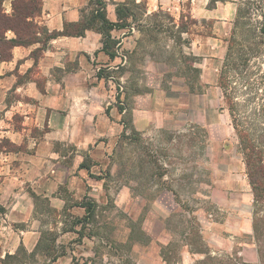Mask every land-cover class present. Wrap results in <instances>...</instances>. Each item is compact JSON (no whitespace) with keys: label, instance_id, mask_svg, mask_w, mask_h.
<instances>
[{"label":"rangeland","instance_id":"rangeland-1","mask_svg":"<svg viewBox=\"0 0 264 264\" xmlns=\"http://www.w3.org/2000/svg\"><path fill=\"white\" fill-rule=\"evenodd\" d=\"M235 2L232 26L219 31L222 41L206 42L205 52L197 35H213L218 28L213 21L194 26L189 19L176 30L165 13L148 25L139 16L137 26H158L145 36L154 43L146 49L147 60L159 66L132 60L130 83L109 98L124 102L127 111L113 113V127L105 121L103 133L89 147L55 144L69 167H84L71 176L81 185L59 188L57 195L65 201L61 211L48 198L36 197L30 223L9 224L0 216L2 259L20 248L24 236L19 229H35L43 236L40 248L28 239L30 249L24 247L26 253L5 264H199L206 253L224 262L230 257L260 264L251 241L254 193L217 81L235 25L242 31L263 26L264 0ZM183 29L189 36L182 35ZM190 67L201 70L197 93L188 87L195 75ZM112 85L107 83L109 90ZM140 105L151 106L156 121L141 130L135 121L147 122L149 112L138 110ZM20 121L14 117L17 126ZM257 124L261 134L263 125ZM46 131L33 129L32 134L43 139ZM0 147L16 150L7 140ZM80 204H91L92 214Z\"/></svg>","mask_w":264,"mask_h":264},{"label":"crops","instance_id":"crops-1","mask_svg":"<svg viewBox=\"0 0 264 264\" xmlns=\"http://www.w3.org/2000/svg\"><path fill=\"white\" fill-rule=\"evenodd\" d=\"M15 1H3L7 15L13 14ZM132 3L140 6L137 15L147 25L161 13L172 18L176 30L189 19L196 24L213 21V26L218 27L213 35H197L202 39L199 48L204 52L206 42L222 41L219 31L232 26L237 15L235 0H219L213 7L210 0H105L107 20L118 23V6L130 7ZM94 7L95 0H42V12L35 22L54 37L46 44L40 41L15 47L10 61H0V143L7 140L16 148L13 151L0 147V206L5 210L0 216L9 224L30 223L39 196L48 198L58 211L65 208V201L57 192L62 186L79 188L80 179L71 176L75 169L84 167L81 163L69 167L66 157L54 150L55 144L89 147L103 133L105 121L109 120V127H113V113L119 110L121 115L127 111L124 102L117 104L109 98L113 99L115 89L124 92L130 83L132 60L158 65L147 60L150 55L146 49L154 44L145 36L149 26H137L132 17L128 19L129 26L111 31L112 40L117 43L114 59L104 51L103 36L95 30H87L82 37L61 35L66 25L82 23ZM182 35L189 36V32ZM8 38L16 35L9 32ZM38 38L43 36L39 34ZM169 42L175 43L173 39ZM190 45H195L194 39ZM144 65L140 63V69L147 71ZM154 71L156 76L158 70ZM107 83L114 84L110 90ZM9 96L14 99L9 101ZM138 108L149 112L147 122L135 121L139 130L156 122L151 117V106ZM15 116L21 117L20 126L15 124ZM42 128L47 131L43 139H37L33 129ZM19 232L24 236L20 237L21 245L30 249L26 244L30 239L37 246L41 238L38 230L22 228Z\"/></svg>","mask_w":264,"mask_h":264},{"label":"trees","instance_id":"trees-1","mask_svg":"<svg viewBox=\"0 0 264 264\" xmlns=\"http://www.w3.org/2000/svg\"><path fill=\"white\" fill-rule=\"evenodd\" d=\"M3 1L0 0V61H10L15 47L28 46L40 41L46 44L54 37L47 29L38 26L35 22L42 12V0H16L12 15L5 13ZM217 1L219 0H210L211 7ZM95 5L96 7L92 8L82 23L66 25L61 35L82 37L87 30H95L103 36L104 51L114 59L117 43L112 40L111 31L129 26L130 17L138 21L137 8L139 9L140 6H134L133 3L130 7L119 5L118 23H111L106 18L105 0H95ZM238 14L237 21L240 17V9ZM194 24H196L195 21ZM153 27H148L145 32L158 28L156 24ZM187 31V29L182 30V32ZM9 32H13L16 38H8ZM39 34L43 36V39L38 38ZM263 49L264 23L257 30L248 28L247 31H242L240 26L235 25L217 81L239 140L247 176L254 193L251 241L257 250L260 264H264V63L260 62L264 57ZM190 71L195 75L188 83V87L192 93H197L201 87L199 81L201 70L190 67ZM259 120L263 125L261 134L257 129ZM79 207L85 208L87 215L92 214L91 204H80ZM4 212V208L0 206V213L4 214ZM42 237L37 248L38 246L40 248L42 244ZM22 252L26 253L23 245L14 255L7 254L3 259L0 256V264L17 259ZM51 261L55 263L57 258ZM223 262L206 253L199 264H245L237 263L230 257Z\"/></svg>","mask_w":264,"mask_h":264}]
</instances>
